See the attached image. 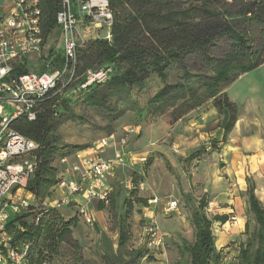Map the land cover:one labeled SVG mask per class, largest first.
<instances>
[{
  "label": "rangeland",
  "instance_id": "rangeland-1",
  "mask_svg": "<svg viewBox=\"0 0 264 264\" xmlns=\"http://www.w3.org/2000/svg\"><path fill=\"white\" fill-rule=\"evenodd\" d=\"M75 1L79 6L80 2H86ZM163 1L169 3L164 11H174L191 20L200 18V9L205 5L222 12L233 3V0ZM107 2L110 19H92L82 9L78 11L77 38L83 63L91 42L113 40L115 17L110 1ZM254 40L259 42V33ZM230 45L229 39L219 38L210 48V54L222 58L229 52ZM61 59L64 61L62 35L56 27L41 53L23 59L20 68L41 73L60 68ZM185 65L192 75L205 79L214 75L213 68L207 67L197 53L188 55ZM124 67L115 72L121 73ZM100 69L103 68L92 70ZM167 72V84L178 83L184 74L179 63H171ZM191 83H196L197 94L202 96L205 92L202 84L195 80ZM164 85L165 82L152 76L143 90L133 88L128 93L111 96L106 108L89 106L79 92L72 95L78 103L70 110L81 119L69 121L59 130L62 145L91 147L110 134L120 139L126 128L135 129L137 133L127 137L126 150L131 153L128 165L109 179L112 186L115 183L110 205L102 207L101 203L93 202L94 212L90 209L93 225L81 215L78 202L59 209L65 221L77 220V225L53 262L46 264H187L190 259L183 242L195 241L192 217L203 197L207 201L205 213L209 219L229 218L226 224L214 222L212 226L220 264H239L241 246L254 237L257 229L249 208V184L255 186V193L264 206V65L221 88V110L216 108L215 99H210L185 113L181 107L184 100L180 97L175 98L173 104H166L163 113L157 115L155 111L160 105L152 101ZM118 97H122L121 100ZM174 111L180 116L178 121L173 119ZM225 112L234 122L226 142L222 141L221 128ZM116 149L114 143L109 144L102 158L112 159ZM149 160L154 165L145 172ZM56 162L60 175H65V166ZM141 183H144L143 190L139 187ZM135 188L137 193L132 197ZM222 193L226 196H221ZM53 197L60 196L56 192ZM137 199L148 202V207H142ZM154 199L158 203L150 204ZM30 201L38 207L35 199ZM129 202H133V211L124 221L125 206ZM170 202H176L177 207L167 212ZM121 229L128 239L124 247L120 246ZM139 249L145 258L138 260L127 254Z\"/></svg>",
  "mask_w": 264,
  "mask_h": 264
},
{
  "label": "trees",
  "instance_id": "trees-1",
  "mask_svg": "<svg viewBox=\"0 0 264 264\" xmlns=\"http://www.w3.org/2000/svg\"><path fill=\"white\" fill-rule=\"evenodd\" d=\"M109 1L115 17L112 25L113 40L109 42L106 39H97L91 42L86 50L84 63L79 50L75 69L76 81L66 90L69 96L56 98L49 95L38 107L35 121L28 122L24 118H18L11 124L15 131L37 145L33 153L36 169L28 181L27 192L33 196L38 207L31 206L28 212L16 217L8 227L14 233L16 241L29 244V264L52 263L61 246L71 236L72 228L77 225V220L65 221L59 210L42 207V202L52 196L60 179V170L55 161L58 164L61 158L90 147L62 145L58 136L65 123L81 119L70 110L77 102L72 99V95L79 92L84 97V103L89 106L106 108L111 96L128 93L133 88L143 90L150 78L156 76L165 82L152 101L153 104L160 105L155 111L157 115L163 113L162 108L166 104H173L175 98L180 97L184 100L181 107L185 113L202 106L210 99H215L216 108L221 110V88L238 76L264 65V0H233L232 5L222 12L205 5L200 9V18L192 20L178 16L174 11H164L169 3L163 0ZM39 7L45 45L57 27L56 17L61 10V0H39ZM256 33L260 35L258 43L254 40ZM219 38L230 40V50L224 57L214 58L210 54V48ZM193 53L199 54L204 64L213 68V76L205 79L189 73L185 59ZM62 61L61 59L60 63L63 64ZM171 63H179L184 72L182 80L175 84H167V71ZM21 64L23 62L15 65L14 74L17 76L28 72L20 68ZM122 65L125 66L124 70L116 73L115 70H119ZM95 68H110L113 73L107 83L105 82L106 85L96 84L86 91L82 90L81 85L85 80L83 75ZM192 80L202 84L205 91L202 96L197 94L196 83H191ZM121 98L118 97L120 100ZM172 116L174 121L180 118L175 111ZM233 124L230 114L225 112L221 123L222 141L226 142ZM152 164L149 160L145 165V172ZM136 193L135 188L132 197ZM247 193L250 212L254 215L257 229L254 237L241 246L239 264H264V206L255 193L254 185H248ZM137 202L142 207H148L145 200L137 199ZM132 205L133 202H129L125 206L124 221L132 213ZM206 207L207 201L203 197L192 217L196 228L195 241L190 244L183 242L184 251L190 259L187 264H220L221 256L212 226L214 222L226 224L229 218L216 216L211 220L205 213ZM127 242L128 239L121 229L120 246L124 247ZM127 254L138 260L145 258L141 249Z\"/></svg>",
  "mask_w": 264,
  "mask_h": 264
},
{
  "label": "built area",
  "instance_id": "built-area-1",
  "mask_svg": "<svg viewBox=\"0 0 264 264\" xmlns=\"http://www.w3.org/2000/svg\"><path fill=\"white\" fill-rule=\"evenodd\" d=\"M10 1L13 13L9 17L0 16V264H29V244L16 241L8 227L16 217L33 206L30 200L34 201V198L27 195V184L36 169L33 153L37 145L15 131L11 124L18 118L35 121L38 107L49 95L56 98L69 96L66 90L76 81L75 69L79 57V9L87 17L97 20L103 17L110 19L111 15L107 0H86L80 2L81 7L75 0H61L56 26L62 35V66L17 76L14 74L15 65L31 55L40 54L44 39L39 0ZM112 71L110 68L86 71L81 89L86 91L93 85L107 82ZM136 133L135 129L126 128L120 139L111 134L83 151L61 158L58 163L65 166V175H60L52 196L42 202L43 209L59 210L76 201L85 221L93 225L90 205L94 201L103 206L110 205L114 188L108 180L128 165L131 153L126 150L127 137ZM111 143L117 149L112 159L105 160L102 155ZM67 172L72 176L67 177ZM143 184L139 186L142 190ZM57 191L62 193L59 198L53 197ZM149 203L157 204L158 201L154 199ZM176 207V202L170 203L167 212Z\"/></svg>",
  "mask_w": 264,
  "mask_h": 264
},
{
  "label": "crops",
  "instance_id": "crops-1",
  "mask_svg": "<svg viewBox=\"0 0 264 264\" xmlns=\"http://www.w3.org/2000/svg\"><path fill=\"white\" fill-rule=\"evenodd\" d=\"M13 13V5H12V3H11V1L10 0H0V16H4V17H9L11 14ZM213 112V111H212ZM231 133V132H230ZM229 133V134H230ZM140 134V133H139ZM228 134V135H229ZM228 137V136H227ZM223 138V137H222ZM226 141H227V139H226ZM249 152V151H248ZM153 165L154 164H152L150 167H149V169L151 170L152 169V167H153ZM67 174V177H71L72 175L70 174V172H67L66 173ZM108 183H109V180H108ZM110 184V183H109ZM115 183H113V186H115L114 185ZM111 185V184H110ZM112 186V185H111ZM112 186V187H113ZM114 188V192H115V187H113ZM57 194H58V196H62V193L60 192V191H57ZM114 194V193H113ZM27 195L28 196H32L31 194H29V193H27ZM221 196H226V193H222L221 194ZM33 197V196H32ZM77 201H78V199H77ZM76 201H74V203H75ZM170 203H172V202H170ZM170 203L168 204V206L170 205ZM168 208V207H167ZM90 209L92 210V212H94L93 211V203L90 205ZM101 212H97V215L99 216V214H100Z\"/></svg>",
  "mask_w": 264,
  "mask_h": 264
}]
</instances>
